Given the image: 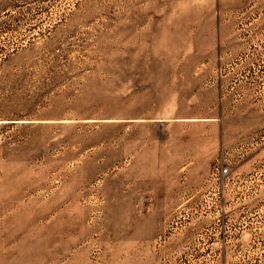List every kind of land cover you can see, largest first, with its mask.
Here are the masks:
<instances>
[{"label": "rangeland", "instance_id": "1", "mask_svg": "<svg viewBox=\"0 0 264 264\" xmlns=\"http://www.w3.org/2000/svg\"><path fill=\"white\" fill-rule=\"evenodd\" d=\"M0 264H264V0H0Z\"/></svg>", "mask_w": 264, "mask_h": 264}, {"label": "built area", "instance_id": "2", "mask_svg": "<svg viewBox=\"0 0 264 264\" xmlns=\"http://www.w3.org/2000/svg\"><path fill=\"white\" fill-rule=\"evenodd\" d=\"M225 171H226V168H222L220 172L222 173V172H225Z\"/></svg>", "mask_w": 264, "mask_h": 264}]
</instances>
